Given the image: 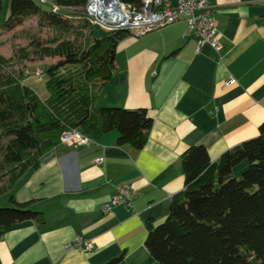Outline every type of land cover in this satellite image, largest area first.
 <instances>
[{
  "label": "crops",
  "instance_id": "0c3cea01",
  "mask_svg": "<svg viewBox=\"0 0 264 264\" xmlns=\"http://www.w3.org/2000/svg\"><path fill=\"white\" fill-rule=\"evenodd\" d=\"M206 1L218 22L219 52L193 34L184 36V20L116 44L115 71L94 106L145 108L152 126L143 147L119 145L111 130L85 144L58 140L43 151L39 166L17 180L12 194L44 220L7 229L0 264H106L120 254L117 264H156L145 246L146 221H164L171 197L183 188L180 155L203 145L215 162L258 135L264 122V0ZM39 2L54 6L53 0ZM120 186L131 189L129 207L104 212L102 204ZM3 205H10L8 194L0 196ZM75 236L94 248L68 247Z\"/></svg>",
  "mask_w": 264,
  "mask_h": 264
},
{
  "label": "trees",
  "instance_id": "16d2710c",
  "mask_svg": "<svg viewBox=\"0 0 264 264\" xmlns=\"http://www.w3.org/2000/svg\"><path fill=\"white\" fill-rule=\"evenodd\" d=\"M89 0H53L41 8L35 0H0V32L10 33L35 19L46 39L32 37L31 50L18 48L21 58H58L42 68L47 96L42 98L14 69L13 57L0 54V237L27 221L42 222L30 202H17V180L39 166V156L69 128L97 138L116 130L119 145L143 147L152 118L145 108L95 107L98 89L115 71L116 44L131 35L126 28L85 34ZM139 8L142 0H119ZM85 20L83 24H76ZM101 32H100V31ZM100 32V33H99ZM65 67V70H61ZM247 167L239 177L233 168ZM184 186L171 197L161 223L146 221L145 246L156 264H264V122L257 136L226 150L210 162L203 145L180 155ZM122 254L106 264H117Z\"/></svg>",
  "mask_w": 264,
  "mask_h": 264
},
{
  "label": "built area",
  "instance_id": "2783aa9c",
  "mask_svg": "<svg viewBox=\"0 0 264 264\" xmlns=\"http://www.w3.org/2000/svg\"><path fill=\"white\" fill-rule=\"evenodd\" d=\"M44 0H41L43 2ZM91 0L88 1L87 12L92 13L90 8ZM122 11L117 15L118 23L113 25L115 29L126 28L131 36L137 37L144 33L158 29L162 26L184 20L186 29L184 36L191 34L198 37L200 42L209 44L216 52L222 49L218 39V22L213 16L212 9L206 0H142L139 8L131 7L122 2L118 5ZM111 25V24H109ZM36 74H42V70H36ZM89 136L78 129H66L60 136V142L81 144L87 143ZM103 162V157L96 159V163ZM131 189L127 186L118 187L116 195L111 196L102 204V210L108 211L117 204L130 205ZM68 247L78 248L84 252L91 251L94 245L91 241L75 236Z\"/></svg>",
  "mask_w": 264,
  "mask_h": 264
},
{
  "label": "rangeland",
  "instance_id": "374dc122",
  "mask_svg": "<svg viewBox=\"0 0 264 264\" xmlns=\"http://www.w3.org/2000/svg\"><path fill=\"white\" fill-rule=\"evenodd\" d=\"M36 3L43 9H48V4L40 3L39 0H35ZM87 13L86 23L88 26L82 30L83 33L88 34L90 27L93 29L98 26L103 31H112L115 28L113 25L105 23L98 15H92ZM1 20V18H0ZM85 21V20H84ZM83 20L76 22V24H83ZM35 19L31 18L26 20L21 26L17 27L15 31L10 33L0 32V54L5 57H13V65L16 70H23L24 78H26V84L35 89V91L41 96L46 94L45 84L43 82L44 77L41 74H36V70L45 68L58 61V58L45 57L42 59L34 58H21L18 57V48H26L27 51L31 50V47L28 45L32 37H39L40 39H46L51 36V32L47 30L38 31L35 28ZM100 31V30H99ZM101 32V31H100ZM99 32V33H100ZM17 52V55H16ZM61 70H65V67H62ZM248 162L242 161L233 168L232 174L234 177H239L241 172L247 167ZM5 206V205H3Z\"/></svg>",
  "mask_w": 264,
  "mask_h": 264
},
{
  "label": "water",
  "instance_id": "95a60500",
  "mask_svg": "<svg viewBox=\"0 0 264 264\" xmlns=\"http://www.w3.org/2000/svg\"><path fill=\"white\" fill-rule=\"evenodd\" d=\"M109 2L110 1H108V0L101 1L102 5H101L100 9L102 11L103 16H100V18L107 24L116 25L118 23L117 15L115 13H109L106 10L107 9V5H110V4H108ZM113 3L115 5V7H116V6H118L120 4V1L119 0H113ZM89 10H90V8H89ZM94 14H98V13H94Z\"/></svg>",
  "mask_w": 264,
  "mask_h": 264
},
{
  "label": "bare ground",
  "instance_id": "6f19581e",
  "mask_svg": "<svg viewBox=\"0 0 264 264\" xmlns=\"http://www.w3.org/2000/svg\"><path fill=\"white\" fill-rule=\"evenodd\" d=\"M101 1H103V0H91V3H90V10H91V12L92 13H98L99 17L100 16H103L102 11L100 9L101 8V5H102ZM108 1H110L108 3L110 5H107V9L106 10L109 13H116V14H118V13H120L122 11V9L120 7H118V6L115 7V5L113 3V0H108Z\"/></svg>",
  "mask_w": 264,
  "mask_h": 264
}]
</instances>
